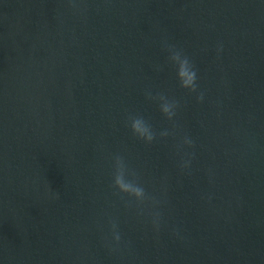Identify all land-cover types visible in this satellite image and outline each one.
Segmentation results:
<instances>
[{"label":"water","instance_id":"95a60500","mask_svg":"<svg viewBox=\"0 0 264 264\" xmlns=\"http://www.w3.org/2000/svg\"><path fill=\"white\" fill-rule=\"evenodd\" d=\"M134 115L170 135L144 143ZM0 264H264V0H0Z\"/></svg>","mask_w":264,"mask_h":264},{"label":"clouds","instance_id":"9594fccd","mask_svg":"<svg viewBox=\"0 0 264 264\" xmlns=\"http://www.w3.org/2000/svg\"><path fill=\"white\" fill-rule=\"evenodd\" d=\"M164 50L167 53V63L170 66L175 81L179 88L186 90L189 93L196 94L197 101H203L204 93L199 91L198 85V70L192 60L185 54L183 49L175 45L163 42ZM221 49L218 48V52ZM148 98L157 101L160 113L169 121H172L177 115L179 107L175 99L169 98L165 95L153 96L150 92L147 94ZM129 127L132 134L143 141L144 143L151 144L159 137H167L170 135L169 131L165 130L157 134L150 122L141 115H134L129 117ZM194 141L191 137L185 135L182 141L177 145L178 149H183L185 146L191 147ZM113 175L112 186L121 194L134 199L138 204H143L149 200L143 185L139 182V177L136 172L130 170L124 159L120 155L113 157ZM191 165V157L184 159L180 163L182 169H187ZM155 206V201H153ZM153 224L159 228V213L153 217ZM111 236L112 240L119 243L121 235L118 230V224L115 221L111 222Z\"/></svg>","mask_w":264,"mask_h":264}]
</instances>
